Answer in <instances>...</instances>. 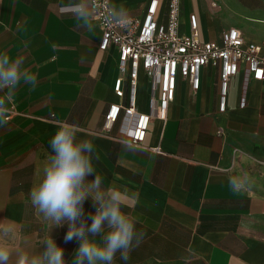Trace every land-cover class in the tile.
I'll list each match as a JSON object with an SVG mask.
<instances>
[{
    "label": "crops",
    "instance_id": "1",
    "mask_svg": "<svg viewBox=\"0 0 264 264\" xmlns=\"http://www.w3.org/2000/svg\"><path fill=\"white\" fill-rule=\"evenodd\" d=\"M66 2L0 0V52L22 56V67L37 78L34 86L21 81L16 87L9 122L0 125V245L11 250L10 264L20 251L43 250L49 236L64 249L66 264L79 246L65 240L67 223L54 226L30 198L54 154L50 140L59 122L76 124L77 139L92 141L102 188L125 194L122 212L145 233L129 260L117 253L114 264H264V78L248 83L240 106L239 71L221 113L217 66L202 67L197 91L179 77L166 119L152 118L144 141L135 145L119 122L104 129L109 105L119 101L113 91L117 49L101 50L98 24L94 32L82 29L61 12ZM112 3L142 18L149 0ZM179 4L181 30L189 31L195 15L203 41H220L236 27L246 40L264 42V0ZM166 13L167 0H161L156 20L164 22ZM139 108L148 110L146 91ZM233 176L246 178L242 190L231 188ZM95 211L89 197L85 216Z\"/></svg>",
    "mask_w": 264,
    "mask_h": 264
},
{
    "label": "clouds",
    "instance_id": "2",
    "mask_svg": "<svg viewBox=\"0 0 264 264\" xmlns=\"http://www.w3.org/2000/svg\"><path fill=\"white\" fill-rule=\"evenodd\" d=\"M98 0H67L61 12L69 14L79 26L94 32L97 28ZM103 26L126 28L132 21L123 5L108 4L99 13ZM22 56L13 58L0 52V125L10 119L13 92L23 81L35 85L37 78L22 66ZM5 89H8L5 92ZM79 128L74 123L59 122L50 140L53 155L43 169L41 182L30 192L32 205L54 226L67 223L66 241L79 242L72 264H114L117 253L127 262L130 252L138 247L145 233L136 229L137 220L122 212L125 194L115 188H102L101 177L94 173L91 140L77 139ZM94 174V179L87 177ZM229 184L234 191L245 187L246 178L233 176ZM91 198L96 211L85 216L84 203ZM91 220V224L87 223ZM99 237V239H97ZM43 250L33 253L20 251L15 264H66L64 249L51 237L43 242ZM11 250L0 245V264H10Z\"/></svg>",
    "mask_w": 264,
    "mask_h": 264
},
{
    "label": "built area",
    "instance_id": "3",
    "mask_svg": "<svg viewBox=\"0 0 264 264\" xmlns=\"http://www.w3.org/2000/svg\"><path fill=\"white\" fill-rule=\"evenodd\" d=\"M106 2L111 4V0H98L99 48L117 49L118 75L113 91L119 101L109 105L104 129L109 131L119 122L123 134L135 145L144 141L152 118L166 119L179 77L188 81L192 91H197L202 67L217 66L221 113L227 109L230 81L239 71L242 73L240 106L245 103L248 83L264 78V42L246 40L236 27L222 33L220 41H203L197 19L191 14L189 31L183 32L179 0H167L166 20L162 23L156 20L161 0H149L143 17L130 18L132 23L128 27H106L99 18ZM142 91L147 93V111L139 108Z\"/></svg>",
    "mask_w": 264,
    "mask_h": 264
}]
</instances>
